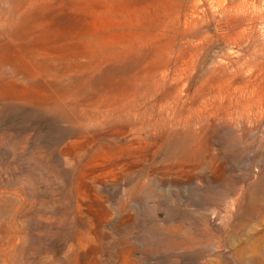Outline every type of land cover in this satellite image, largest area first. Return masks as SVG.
<instances>
[{
    "label": "rangeland",
    "instance_id": "1",
    "mask_svg": "<svg viewBox=\"0 0 264 264\" xmlns=\"http://www.w3.org/2000/svg\"><path fill=\"white\" fill-rule=\"evenodd\" d=\"M237 1L0 0V264H264Z\"/></svg>",
    "mask_w": 264,
    "mask_h": 264
},
{
    "label": "bare ground",
    "instance_id": "2",
    "mask_svg": "<svg viewBox=\"0 0 264 264\" xmlns=\"http://www.w3.org/2000/svg\"><path fill=\"white\" fill-rule=\"evenodd\" d=\"M228 1V0H226ZM262 1V4H263V7H260L258 9V14H256L255 16H248V17H238L236 16L237 18V23H236V29L240 32H249V34L255 36L259 33H261L262 35L264 34V0H261ZM248 4V0H242V1H237V2H234V3H230L229 6L227 8H225L224 12H226V15L227 14H230L231 10H235V9H241V8H244L246 7ZM252 4V3H251ZM202 6V5H201ZM254 6V4H253ZM196 7V6H195ZM203 7V6H202ZM199 8V7H198ZM205 8V7H203ZM200 9V8H199ZM195 10V9H194ZM252 10V9H251ZM196 12V11H195ZM202 15H207L206 11L205 10H201L200 11ZM199 12V13H200ZM194 13V12H193ZM198 13V14H199ZM195 14V13H194ZM224 15V14H223ZM222 15V16H223ZM225 15V16H226ZM198 16V15H197ZM219 17V19H217L215 21V25H214V29H215V32L216 33H222L224 34V31L222 29V24L224 22V17ZM207 32V31H206ZM247 35V34H246ZM246 35H245V38H246ZM263 37V36H262ZM234 39V38H232ZM239 39V38H238ZM262 40L261 41V48L262 50L264 51V38H261ZM227 54V53H226ZM225 55V54H224ZM222 57V56H220ZM227 57V56H225ZM222 59V58H220ZM224 59V58H223ZM222 59V60H223ZM224 61V60H223ZM222 63V62H220ZM224 63V62H223ZM241 116L243 115H246V109L243 110V112H241Z\"/></svg>",
    "mask_w": 264,
    "mask_h": 264
}]
</instances>
